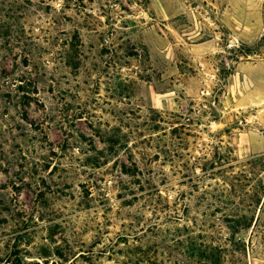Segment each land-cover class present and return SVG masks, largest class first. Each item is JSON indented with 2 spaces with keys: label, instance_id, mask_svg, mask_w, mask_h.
I'll return each instance as SVG.
<instances>
[{
  "label": "rangeland",
  "instance_id": "rangeland-1",
  "mask_svg": "<svg viewBox=\"0 0 264 264\" xmlns=\"http://www.w3.org/2000/svg\"><path fill=\"white\" fill-rule=\"evenodd\" d=\"M0 264H264V0H0Z\"/></svg>",
  "mask_w": 264,
  "mask_h": 264
},
{
  "label": "trees",
  "instance_id": "trees-1",
  "mask_svg": "<svg viewBox=\"0 0 264 264\" xmlns=\"http://www.w3.org/2000/svg\"><path fill=\"white\" fill-rule=\"evenodd\" d=\"M238 52L240 53V56H243V57H248L252 54V51H248L245 49H239Z\"/></svg>",
  "mask_w": 264,
  "mask_h": 264
}]
</instances>
